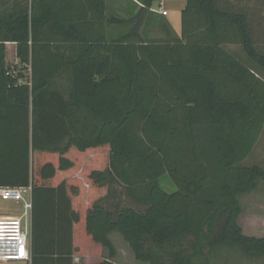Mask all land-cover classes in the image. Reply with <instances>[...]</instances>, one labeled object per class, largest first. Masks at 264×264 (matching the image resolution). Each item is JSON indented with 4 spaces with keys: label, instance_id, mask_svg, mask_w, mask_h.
Returning a JSON list of instances; mask_svg holds the SVG:
<instances>
[{
    "label": "trees",
    "instance_id": "trees-1",
    "mask_svg": "<svg viewBox=\"0 0 264 264\" xmlns=\"http://www.w3.org/2000/svg\"><path fill=\"white\" fill-rule=\"evenodd\" d=\"M29 1L9 11L0 0V187L31 185V264H116L113 233L146 264H210L219 247L264 258L239 200L264 181L261 167L241 166L264 127L256 13L186 0L180 37L156 41L140 35L150 0L129 20L106 19L128 26L107 39L81 34L60 0ZM91 4L103 16L104 0ZM71 148L80 159L61 156Z\"/></svg>",
    "mask_w": 264,
    "mask_h": 264
},
{
    "label": "crops",
    "instance_id": "crops-1",
    "mask_svg": "<svg viewBox=\"0 0 264 264\" xmlns=\"http://www.w3.org/2000/svg\"><path fill=\"white\" fill-rule=\"evenodd\" d=\"M8 1V10L11 11L12 7L21 3V0H7ZM92 0H60V14L66 18H71V20L78 24L80 27L81 34L86 35L88 37H104L107 39L113 38L114 36H120L128 31L127 25H121V26H115V25H109L106 22V19L116 17L121 18L124 20H129L133 18L135 15H137L141 9L146 8V2L150 0H104V12L103 16L100 12L96 11L95 8L91 4ZM230 2H234V5L240 6L243 8V10L247 11L248 13H253L259 17H264V12H262L260 9L251 10L249 8V3L243 2L242 0H229ZM255 2V0H253ZM259 1V0H256ZM154 0L152 1L148 11L144 14V21L140 29V35L145 36L148 39H155L156 41H162V39L167 38V35L169 36H176L180 37L181 34V13L185 9L186 0H172V4L174 9H166L161 0L160 4L157 8L153 5ZM30 3L29 0H23L24 5H28ZM161 8L162 10L167 11V15L163 16L157 12V9ZM263 14H262V13ZM172 16V17H171ZM174 16V17H173ZM63 46H68L66 43ZM10 49L14 50L15 45L8 44L7 45ZM77 46V45H76ZM228 47H237L238 48V54L237 56L244 59L243 54L241 53L239 46H228ZM264 47V41L263 46ZM233 53V52H232ZM236 54V53H235ZM67 55V54H66ZM76 53H73L72 57H74ZM67 57L65 56L64 59ZM75 58V57H74ZM14 60V58H13ZM14 64L16 63L15 60L13 61ZM260 78L264 81V72L260 73ZM67 76L66 74H60L58 77V81L66 80ZM21 135H19L18 132L13 133L10 140L17 143L21 141ZM1 139L2 135L0 134V146H1ZM64 144V143H63ZM35 154V156H34ZM64 158H68L71 161H74V159H80V155L75 157V151L74 148H71L68 153L61 155ZM38 159V154L33 153L32 149L30 148V154H29V160H30V176H31V169H32V162L33 158ZM88 157L89 158H96V152L94 151L91 154V151L88 150ZM79 172V171H77ZM75 168L74 166L68 170L60 171V177L61 179L65 181H69V177L74 176L75 174ZM69 185V184H68ZM67 185V191L68 194H71L72 192H77L76 187L73 186V188H70V186ZM31 186V185H30ZM86 191V190H85ZM256 191V190H255ZM255 191L249 193L250 195L255 193ZM248 195V194H246ZM71 197V196H70ZM74 197L72 199V204H74ZM3 216H11V217H18L13 215H1ZM240 224L243 227V231L247 232L243 221L240 220ZM116 233L110 234L109 239L111 241L112 237ZM245 234V233H244ZM246 235V234H245ZM247 236H254L257 238H262L264 236H259L258 234H253L249 232V235ZM105 253V252H104ZM88 257H80L77 255H73L72 257V264H86L88 261ZM31 264V261L25 262L21 261V263Z\"/></svg>",
    "mask_w": 264,
    "mask_h": 264
},
{
    "label": "rangeland",
    "instance_id": "rangeland-1",
    "mask_svg": "<svg viewBox=\"0 0 264 264\" xmlns=\"http://www.w3.org/2000/svg\"><path fill=\"white\" fill-rule=\"evenodd\" d=\"M172 0H161L163 6L166 9H174ZM232 1V0H231ZM243 2L249 3V8L251 10L260 9L264 12V4L260 3V1L255 2L253 0H242ZM234 3V2H233ZM160 4V0H154L153 5L155 8ZM261 12V13H262ZM263 14V13H262ZM172 17V16H171ZM174 17V16H173ZM264 17H259V21L263 24ZM261 38L262 37L257 36ZM258 45L263 46V42H260ZM227 49L234 54H238L237 47H228ZM9 63H13V59L8 58ZM259 166L264 169V127L261 132V135L256 143V146L250 153V155L242 162V167H251V166ZM160 185L162 188L171 192L174 188L170 183L169 177L167 175L163 176L160 179ZM241 206H242V215L240 220L243 221L244 227L247 232H244L246 235H249V232L253 234H258L259 236H264V181L259 182L258 187L253 194L242 195L239 197ZM23 204L22 202L15 201H4L0 199V214L1 215H13V216H21L23 214ZM30 229V228H29ZM30 232V230H29ZM79 232V231H77ZM81 235V234H80ZM31 235L29 234V240ZM112 244L116 249V258L114 262L116 264H146L136 261L134 255L129 248L128 244L123 240V238L119 234H115L111 239ZM103 255L106 256L103 252ZM80 256V255H77ZM84 257V256H80ZM211 263L210 264H264V258H254L250 259L247 257L241 249L238 247H230L223 248L219 247L216 249L213 254L209 257ZM0 264H26L21 263V261H9V262H0Z\"/></svg>",
    "mask_w": 264,
    "mask_h": 264
},
{
    "label": "built area",
    "instance_id": "built-area-1",
    "mask_svg": "<svg viewBox=\"0 0 264 264\" xmlns=\"http://www.w3.org/2000/svg\"><path fill=\"white\" fill-rule=\"evenodd\" d=\"M157 12L163 16L167 15V11L161 8L157 9ZM0 199L22 202L24 210L19 217H0V262H28L31 259L29 240L32 210L31 186L0 187Z\"/></svg>",
    "mask_w": 264,
    "mask_h": 264
}]
</instances>
